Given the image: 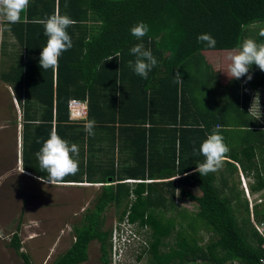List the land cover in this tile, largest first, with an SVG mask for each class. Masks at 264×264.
Wrapping results in <instances>:
<instances>
[{
  "label": "trees",
  "instance_id": "obj_1",
  "mask_svg": "<svg viewBox=\"0 0 264 264\" xmlns=\"http://www.w3.org/2000/svg\"><path fill=\"white\" fill-rule=\"evenodd\" d=\"M56 12L74 21L66 29L72 47L61 53L56 70H44L39 60L48 37L41 21ZM140 21L149 31L137 39L129 30ZM5 25L23 51L3 77L24 95V170L47 176L36 153L55 131L79 148L78 157L73 154L79 170L64 182L85 177L102 183L92 207L73 225V241L50 264L86 261L93 240L100 263L109 264L111 227H104V213L112 204L120 209L118 220L126 216L138 229L147 228L137 259L146 253L151 264L259 263L263 238L232 175L239 169L252 177L251 191L264 188V135L248 112L251 93L264 86V71L253 64L251 80L220 83L201 51L237 50L248 38L264 43L259 35L264 0H29L20 22ZM201 33L211 34L215 47L198 43ZM136 44L157 59L147 79L129 63L137 58L130 52ZM72 98L86 102L85 119L96 122L94 135L85 132V119L69 118ZM216 125L229 148L225 157L237 164L224 160L222 173L231 179L223 178L220 186L215 172L202 177L196 171L205 161L200 145ZM116 144L127 154L123 175L114 166ZM85 146L93 161H83ZM96 152L102 157L95 160ZM127 178L138 181L130 187L123 181ZM175 197L194 204V212H186ZM252 213L264 221V200ZM18 230L19 223L7 245L23 264H34L20 250Z\"/></svg>",
  "mask_w": 264,
  "mask_h": 264
},
{
  "label": "rangeland",
  "instance_id": "obj_2",
  "mask_svg": "<svg viewBox=\"0 0 264 264\" xmlns=\"http://www.w3.org/2000/svg\"><path fill=\"white\" fill-rule=\"evenodd\" d=\"M0 23L5 25L7 22ZM233 50L201 51L206 63L218 73L217 78L220 83H225L230 78L225 71L229 63L226 57ZM249 105L250 111L257 116L249 114L254 119L259 117L260 120H256L264 124V86L251 93ZM19 109L15 101L8 110L2 108L0 110V119L8 123L7 127L0 130V235L10 237L19 223L21 249H26L23 252L28 254L32 263L37 264V260L40 263V259L46 257L40 249L50 243L51 251L45 260V264H50L53 258L62 253L73 241V225L79 222L85 210L92 207L93 196L98 193L99 185L85 183L45 186L37 183V179L31 177L34 175L27 171L25 173L31 176L18 173L17 169L21 164L15 163L14 122L15 116L19 117ZM240 174L245 179V174L237 171L234 178L237 185H241ZM245 181L250 184L252 178L250 181L249 179ZM177 204L188 213L195 210L194 204L186 200L177 198ZM119 211L117 206H109L106 209L104 227H111L118 221ZM33 221H37L38 226L33 224ZM136 232L138 242L131 241L129 247L125 249L124 264H151L146 253L140 259L136 258L146 242L147 228L136 227ZM207 237V233H204V238ZM8 241L9 239L0 238V264H23L22 258L7 245ZM46 251L47 249L44 253ZM98 255V244L93 240L88 245V261L84 264H101ZM109 264H112L111 260Z\"/></svg>",
  "mask_w": 264,
  "mask_h": 264
},
{
  "label": "clouds",
  "instance_id": "obj_3",
  "mask_svg": "<svg viewBox=\"0 0 264 264\" xmlns=\"http://www.w3.org/2000/svg\"><path fill=\"white\" fill-rule=\"evenodd\" d=\"M28 4L29 0H0V22L9 24L20 22L21 13L26 10ZM41 23L44 25V34L48 39L46 46L42 48L39 64L44 70L49 68L56 70L61 53L72 47V40L66 29L74 21L68 15L56 12L42 20ZM129 31L132 36L141 39L148 33L149 26L140 21L133 25ZM259 35L264 37V28L260 29ZM196 39L198 43H206L208 47L216 45V39L209 33L198 34ZM130 52L137 57L134 63L129 62L130 66L133 67L137 75L147 79L149 71L156 66L157 59L151 50H145L142 44L134 45ZM226 59L229 63L225 71L230 78L240 79L246 76L247 80H251L252 75L249 69L253 64L264 71V43L258 44L251 38L245 39L237 50L228 53ZM177 83H182V80H178ZM95 124L94 119H85L83 127L88 135H94ZM220 129L221 126L216 125L200 145L199 150L205 157V161L197 165L196 171L202 177L210 172L218 171L223 166L225 154L229 151L220 134ZM73 154L78 157V146L74 143L69 146L68 142L55 131L51 132L49 138L43 142L42 147L36 153L40 168L47 173V176L36 177V179L46 185H62L66 176L75 175L79 170L78 160L73 158ZM17 171L23 173L24 166L21 165ZM32 223L38 226L37 221ZM0 238L10 239V237L2 235ZM21 251H26V249L22 248Z\"/></svg>",
  "mask_w": 264,
  "mask_h": 264
},
{
  "label": "crops",
  "instance_id": "obj_4",
  "mask_svg": "<svg viewBox=\"0 0 264 264\" xmlns=\"http://www.w3.org/2000/svg\"><path fill=\"white\" fill-rule=\"evenodd\" d=\"M17 48V49H16ZM17 52V54H16ZM20 56H23V51L20 49L15 37L13 36V34L11 33L10 29L7 27V25H3L0 23V110L2 108V110H8L9 106L11 105H14V102L16 101L17 105L19 106V117L17 118V116H15V122H14V126H15V129H14V132H15V137H16V142H15V150H16V153H15V163L17 165L21 164L22 165V161H21V150H22V131H23V118H24V108L21 104V101L23 100L24 98V95L18 91V90H15L13 85L8 83L7 81H5L4 77H3V74L9 70L10 66L14 63V60H16V58H19ZM19 97L21 98V100L19 101ZM79 100V99H78ZM12 107V106H11ZM87 110V108H86ZM1 113V112H0ZM69 118L73 121H81V120H84L86 118V113L83 117H79V118H73L69 115ZM258 120H260V118H258ZM260 127L259 129L261 130V132L263 133L264 135V124L262 122H258ZM8 126V123L7 122H3L1 119H0V130L4 129L5 127ZM122 137V141H123V135L121 136ZM156 141H160V142H163L164 143V139H157ZM98 146V145H97ZM95 148V147H94ZM96 149V148H95ZM258 155L261 157L263 156V150L258 147ZM113 153H114V166L115 168L120 171V174L123 175V168L127 165V160H126V151L121 149L119 147L118 144L115 145L114 147V150H113ZM95 160L98 158V157H102L101 156V153L99 152H96L95 153ZM92 155H91V152L89 151L88 149V146H85L84 149H83V156H82V159L83 161L85 162L86 160L87 161H93L92 159ZM79 159V158H78ZM226 160H229V161H232L228 158L225 157ZM224 159V160H225ZM234 164H236L234 161H232ZM19 163V164H18ZM20 165V166H21ZM237 166V164H236ZM224 167V163H223V166L215 172V175H216V185L220 186L221 185V180L223 178H226L229 176L227 175V173H222V168ZM238 169V168H237ZM27 170H24L23 174L25 175H28L26 174ZM29 172V171H27ZM31 173V175H34L32 172H29ZM238 173H241V171L238 169ZM31 175H28V176H31ZM33 178H36V177H40V176H31ZM125 177V176H124ZM233 177V180L234 178L236 177V173H233L232 175ZM95 178V180L98 178V177H93ZM251 176L249 174L245 175V179L248 181L251 180ZM231 179V178H229ZM82 180H84V182H64L62 185H73V184H79V185H84L85 183L88 185H92V184H97L99 185V188L100 186L102 185V183H99V182H96V183H90V182H87L86 181V178L83 177ZM108 180H110V178H108ZM138 179H131V178H127V179H124L123 181L129 185L130 187L133 186L134 182H136ZM253 180V179H252ZM149 181V180H147ZM37 183H40V184H43L45 186H52L51 184H44L42 181L38 180L37 179ZM252 183V181L250 182V184ZM247 184V182H246ZM249 184V183H248ZM247 184L248 186V189H249V192H250V195L251 196H259L262 198V202L264 200V188L262 189H258L256 191H251L249 185ZM236 185V191L239 195V199L241 200V202H244L246 199L245 197V194L242 190V187L241 185ZM229 186H231V183L229 184ZM226 194L228 193L227 192V188L225 189L224 191ZM177 198L178 197H175V200L174 202L177 203ZM188 201V200H186ZM189 202V201H188ZM261 203V202H260ZM260 203H257V204H260ZM179 205V204H178ZM248 205V203H247ZM110 206H116L115 204H112ZM181 207V205H179ZM178 206V207H179ZM84 210V209H83ZM46 245V244H45ZM52 245H47V247H42L41 249L37 246V249L41 250V252L43 253V256H46L48 257V254H49V251L50 248H51ZM47 249L46 253L45 250ZM39 250V251H40ZM87 253H88V250H87ZM41 258L40 260V263H38V260H37V264H45V260L47 258ZM44 261V262H43ZM88 259L82 263H79V264H84L85 262H87Z\"/></svg>",
  "mask_w": 264,
  "mask_h": 264
},
{
  "label": "built area",
  "instance_id": "obj_5",
  "mask_svg": "<svg viewBox=\"0 0 264 264\" xmlns=\"http://www.w3.org/2000/svg\"><path fill=\"white\" fill-rule=\"evenodd\" d=\"M249 108L250 105L248 107V112L256 117L257 115L251 112ZM68 111H69V115L73 118L83 117L86 113V102L75 98L69 99ZM241 187L247 199L250 222L253 228L256 230V232L263 238L262 247L264 249V221L256 220L252 213L253 206L257 203H260L262 201V198L259 196L250 195L248 186L242 175H241ZM130 197L132 198V194L130 195ZM109 240H110V260L112 264H124L126 261L125 249L129 247V243L131 241L138 242L136 224L129 222L126 216L122 220H118L113 224V226H111ZM258 264H264V257L260 258Z\"/></svg>",
  "mask_w": 264,
  "mask_h": 264
},
{
  "label": "water",
  "instance_id": "obj_6",
  "mask_svg": "<svg viewBox=\"0 0 264 264\" xmlns=\"http://www.w3.org/2000/svg\"><path fill=\"white\" fill-rule=\"evenodd\" d=\"M110 181V180H109Z\"/></svg>",
  "mask_w": 264,
  "mask_h": 264
}]
</instances>
